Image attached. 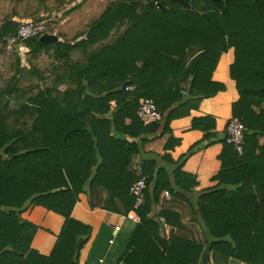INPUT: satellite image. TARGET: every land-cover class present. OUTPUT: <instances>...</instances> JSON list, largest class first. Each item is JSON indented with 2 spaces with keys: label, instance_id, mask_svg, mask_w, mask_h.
Listing matches in <instances>:
<instances>
[{
  "label": "trees",
  "instance_id": "1",
  "mask_svg": "<svg viewBox=\"0 0 264 264\" xmlns=\"http://www.w3.org/2000/svg\"><path fill=\"white\" fill-rule=\"evenodd\" d=\"M71 1L0 0V83L11 75L0 88V263L76 262L77 240L91 231L71 216L79 193L92 208L127 213L134 203L130 186L146 176L140 222L133 221L123 264H211L202 252L264 264V141L258 140L264 137V0H105L71 38L58 34L62 40L46 43L39 35L23 41L22 51L5 52V37L19 24L44 19L43 32L51 33L75 7L65 10ZM229 48L239 95L232 116L246 126L244 150L238 154L227 136L221 140L217 183L197 191L191 203L204 234L193 241L174 229L178 212L154 208L164 190L191 200L196 180L182 169L184 159L216 140L209 132L214 120L192 118L202 139L177 159L146 152L143 144L166 133L165 149L179 142L171 120L224 89L211 74ZM21 62L36 86L22 88ZM146 98L161 120L146 124L137 117ZM137 155L139 168L132 162ZM34 205L64 217L48 255L31 247L36 226L21 217Z\"/></svg>",
  "mask_w": 264,
  "mask_h": 264
},
{
  "label": "crops",
  "instance_id": "2",
  "mask_svg": "<svg viewBox=\"0 0 264 264\" xmlns=\"http://www.w3.org/2000/svg\"><path fill=\"white\" fill-rule=\"evenodd\" d=\"M94 1L97 0H72L66 4L65 10L75 7L54 25L55 30L52 34H55L58 40H62L58 34L71 38L83 30L86 23L96 18L107 3L105 0H99L103 2L104 7L98 15H93L89 7L94 4ZM56 14L59 16L60 12ZM14 19H18V17H14ZM20 56L25 58L24 54ZM233 60L234 50L229 48L220 54L212 71L211 79L222 83L224 85L223 90L211 97L202 99L196 109L190 110L189 115L171 120L170 129L172 135L179 138L178 143L165 149L164 144L170 136L169 133H166L143 144V150L146 152L158 154L168 152L173 159H177L186 154L196 142L202 139L203 131L192 128V118L210 116L214 120V127L209 132H216V140L209 144L206 143V140L203 141L202 145L195 147L184 159L182 169L190 173L196 180V185L193 187L195 193L189 195L191 200L188 201L181 196H172L168 192L165 194L164 190L160 195L159 203L154 208V212L163 207L178 212L179 219L174 229L187 235L193 241L203 240L204 234L200 225L193 219L191 203H196L197 191L208 189L217 183L213 176L220 169L221 163L218 155L223 147L221 140L226 136V122L232 116V103L239 97L235 81L229 75V66ZM65 88L66 84L58 86V89L62 91ZM258 140L262 143L264 137L259 136ZM132 162L137 164L136 166L139 168L138 155L133 157ZM71 216L91 227L88 239L80 246L75 264H120L119 258L133 227V221L125 218V213L113 212L101 207L92 208L89 205L88 195L79 193ZM21 217L36 226L31 247L40 254H50L63 225L64 217L40 205L28 207L21 213ZM115 226H119V229L116 230ZM161 226L168 228L164 223ZM167 231L168 229H166ZM203 247H205V243H203ZM204 253L208 254L207 258L211 264H246L233 257L223 260L217 255H212V252H202L201 260Z\"/></svg>",
  "mask_w": 264,
  "mask_h": 264
},
{
  "label": "built area",
  "instance_id": "3",
  "mask_svg": "<svg viewBox=\"0 0 264 264\" xmlns=\"http://www.w3.org/2000/svg\"><path fill=\"white\" fill-rule=\"evenodd\" d=\"M46 20L25 21L18 25L15 34L7 35L5 37V52L22 51L21 43L29 38L43 34L45 30ZM137 117L143 123H153L161 120L162 115L157 109L155 102L146 98L140 102L138 106ZM227 142L231 143L238 154H242L244 150L246 126L243 121L235 116H231L226 122L225 126ZM147 187L146 176L137 178L129 188V192L134 198L132 209L125 213V218L134 222H140V216L137 209L143 203L144 190ZM167 194V191H165ZM118 230L119 226H115ZM2 264V263H0Z\"/></svg>",
  "mask_w": 264,
  "mask_h": 264
},
{
  "label": "rangeland",
  "instance_id": "4",
  "mask_svg": "<svg viewBox=\"0 0 264 264\" xmlns=\"http://www.w3.org/2000/svg\"><path fill=\"white\" fill-rule=\"evenodd\" d=\"M94 4L91 6V7H89V9H90V12H91V14H93V15H98L99 13H100V11L102 10V8L104 7V5H103V2H101V1H99V0H97V1H94L93 2ZM58 15L56 14V17H57ZM55 29H54V26H53V29H52V32L54 31ZM51 32V33H52ZM25 62H21V65H20V67H22V70H23V73L25 72ZM10 76L11 75H9L6 79H4V82L3 83H0V88H1V86L3 85V84H5V81L7 82V80H9V78H10ZM52 77L51 76H49L48 77V79H51ZM21 84H22V88H28L29 86L30 87H33V86H36V80L30 75V74H28V73H24L22 76H21V82H20ZM35 91V90H34Z\"/></svg>",
  "mask_w": 264,
  "mask_h": 264
},
{
  "label": "water",
  "instance_id": "5",
  "mask_svg": "<svg viewBox=\"0 0 264 264\" xmlns=\"http://www.w3.org/2000/svg\"><path fill=\"white\" fill-rule=\"evenodd\" d=\"M39 40L42 42H46V43H50V42H56L58 40V37L55 34L52 33H43L39 36ZM124 86V84H123ZM83 243V238H79L77 240V246H81V244ZM208 254L204 253L202 255V260L203 261H207L208 260ZM72 264H75V262H73ZM120 264H123V262H120Z\"/></svg>",
  "mask_w": 264,
  "mask_h": 264
}]
</instances>
